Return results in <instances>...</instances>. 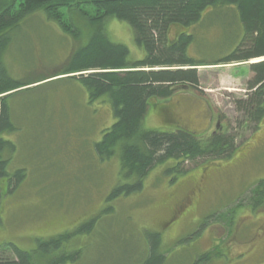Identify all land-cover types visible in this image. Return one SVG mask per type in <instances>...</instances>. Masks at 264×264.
Segmentation results:
<instances>
[{
    "label": "rangeland",
    "instance_id": "obj_1",
    "mask_svg": "<svg viewBox=\"0 0 264 264\" xmlns=\"http://www.w3.org/2000/svg\"><path fill=\"white\" fill-rule=\"evenodd\" d=\"M238 25L236 13L221 8L186 29L195 37L189 54L208 64L198 67L200 89L150 101L144 120L145 129L185 126L203 139L228 131L236 151L186 163L185 173L171 171L176 163L169 160L149 172L141 191L109 201L117 185L130 182L121 176L118 156L103 161L95 149L116 121L112 107L91 103L87 90L62 73L84 39L66 35L43 11L30 15L5 65L18 81L48 80L11 98L16 130L4 138L15 150L7 171L23 170V179L8 190L0 180V257L14 256L13 245L45 260L65 254L71 257L65 264H141L150 254V234L158 233L164 264H264V204L247 203L264 180V118L254 124L236 107L251 92L250 65L262 59L215 65L239 44ZM107 32L128 47L131 60L144 58L128 23L110 19ZM179 33L172 28L171 39ZM189 196L191 202H183ZM232 209V219H219ZM95 219L90 232L81 230ZM62 235L70 239L59 250L42 246Z\"/></svg>",
    "mask_w": 264,
    "mask_h": 264
},
{
    "label": "trees",
    "instance_id": "obj_2",
    "mask_svg": "<svg viewBox=\"0 0 264 264\" xmlns=\"http://www.w3.org/2000/svg\"><path fill=\"white\" fill-rule=\"evenodd\" d=\"M221 8L236 13L239 24L236 30L241 40L215 65L262 59L250 65L254 74L247 83L250 94L236 102L237 109L249 121L258 124L264 118V0H0V180L6 179L4 189L8 190L15 179H23V170L14 175L7 171L15 150L4 138L5 134L16 130L11 98L48 80L45 77L30 81L12 78L4 57L23 23L30 15L42 11L47 20L66 35L84 39L69 56L63 75L79 82L87 90L91 103L103 100L112 107L116 121L105 129L95 149L103 161L118 156L121 176L130 182L117 185L109 201L122 194L141 191L149 172L169 160L176 163L171 171L185 173L186 163L231 157L236 146L228 131L222 130L203 139L185 126L173 131L144 127L150 101L171 99L184 90L200 89L198 67L208 64L194 60L189 54L195 37L186 29L199 24L208 12ZM113 18L132 27L144 58L131 60L127 46L111 41L107 23ZM174 27H178L180 33L171 39ZM247 200L252 208L264 204V180ZM243 205L241 202L237 208ZM235 210L227 211L224 218L219 219H232L228 214L234 215ZM95 222L96 219L92 220L81 230L90 232ZM228 222L230 226L233 224L231 220ZM150 238V254L141 264H164L166 254L161 251V234L152 233ZM69 239L70 235H62L42 246L47 251L59 250ZM10 246L14 256L0 257V264H65L71 258L63 254L45 260V256L35 257L32 251Z\"/></svg>",
    "mask_w": 264,
    "mask_h": 264
},
{
    "label": "flooded vegetation",
    "instance_id": "obj_3",
    "mask_svg": "<svg viewBox=\"0 0 264 264\" xmlns=\"http://www.w3.org/2000/svg\"><path fill=\"white\" fill-rule=\"evenodd\" d=\"M191 196H189L188 197V199H185L183 202H186V203H190L191 202ZM261 207V206H260ZM252 249V248H251ZM214 251V250H213ZM210 257V259H211V256H209ZM208 259V256L207 255H204V256H202V258H201V261H204V262H206V261H208L207 260Z\"/></svg>",
    "mask_w": 264,
    "mask_h": 264
}]
</instances>
